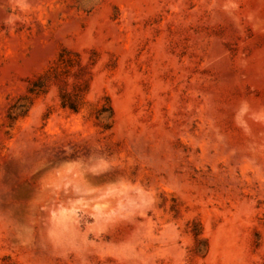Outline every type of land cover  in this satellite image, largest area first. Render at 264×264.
I'll return each mask as SVG.
<instances>
[{
	"label": "rangeland",
	"instance_id": "rangeland-1",
	"mask_svg": "<svg viewBox=\"0 0 264 264\" xmlns=\"http://www.w3.org/2000/svg\"><path fill=\"white\" fill-rule=\"evenodd\" d=\"M0 264H264V0H0Z\"/></svg>",
	"mask_w": 264,
	"mask_h": 264
},
{
	"label": "clouds",
	"instance_id": "clouds-1",
	"mask_svg": "<svg viewBox=\"0 0 264 264\" xmlns=\"http://www.w3.org/2000/svg\"><path fill=\"white\" fill-rule=\"evenodd\" d=\"M12 21H11V19H9L8 21H6V23H11Z\"/></svg>",
	"mask_w": 264,
	"mask_h": 264
}]
</instances>
